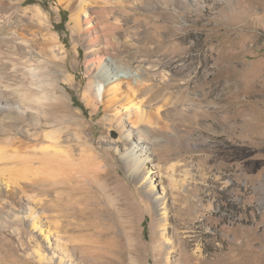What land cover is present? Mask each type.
<instances>
[{"label": "rangeland", "instance_id": "obj_1", "mask_svg": "<svg viewBox=\"0 0 264 264\" xmlns=\"http://www.w3.org/2000/svg\"><path fill=\"white\" fill-rule=\"evenodd\" d=\"M94 1L85 2L102 43L112 45L106 57L136 74L135 84L148 81L147 108L152 117L159 108L160 130L143 143L128 120L122 130L113 112L94 110L83 96L87 49L82 39L75 50L69 9L59 0H24L22 9L39 5L50 14L75 80L66 85L68 100L32 116L37 124L13 122L11 134L0 135V264H59L60 250L50 246L53 205L64 239L80 237L89 220L72 207L89 206L95 192L110 217L136 222L142 251L124 264H142L158 242L163 264H264V0H114L104 14ZM24 12L37 28L39 18ZM166 164L183 178L179 188L161 178ZM149 185L155 214L140 200ZM73 186L82 198L57 196ZM101 216V226L120 231Z\"/></svg>", "mask_w": 264, "mask_h": 264}, {"label": "bare ground", "instance_id": "obj_2", "mask_svg": "<svg viewBox=\"0 0 264 264\" xmlns=\"http://www.w3.org/2000/svg\"><path fill=\"white\" fill-rule=\"evenodd\" d=\"M59 1L70 11L68 27L71 30V35L73 34L75 50L79 53L78 48L82 39L87 49L86 72L91 77L83 91L87 103L94 110L103 106L106 111L113 112L114 119L122 130L124 129V121L128 120L139 134L134 139L143 140V143H151V133L160 130L159 114L161 112L159 108L155 109L157 115L152 117L151 112L154 109L150 111L147 108L146 95L150 86L148 81L141 79L135 84L133 77H136V74L131 75L126 72L123 74L124 71L121 66L106 57V51L112 45L108 40L102 43V27L94 22V16L89 13V5L85 2L86 0ZM114 2V0L94 1L97 5V12L102 14L107 12L108 6H114ZM23 4L24 0H0V135L4 136L11 134L13 122L26 121L29 128L32 124H37V120L33 121V115L42 116L47 105L55 101L68 100L69 94L66 85H71L75 80L74 73L67 66L69 56L67 45L62 41L61 36L54 31L55 25L50 14L43 11L39 5L22 9ZM22 10H30L39 18L37 28L34 29V26L27 22L26 13H22ZM35 16L34 18H36ZM125 86L126 89H124ZM120 94L122 95L119 96ZM168 112V108H166L165 113L168 114ZM28 128L26 129L27 132H29ZM16 132L23 134L20 130H16ZM131 133L132 131L123 132L122 136L126 140H130ZM4 151L5 148L0 146V159L5 157ZM130 153V155H134L135 150H131ZM54 154H61V152L55 150ZM26 163L22 166L23 171L29 167V163ZM3 170L4 168L0 169V171ZM160 173L166 187L173 189L184 183L183 178L178 179L174 164L167 165ZM140 176L141 180L147 179L146 173H142ZM151 189L152 186L149 185L147 192L141 195L140 200L151 214H155L156 210L149 195ZM80 191L76 186H73L72 189L65 192L63 190L62 192L58 191L57 196L64 194L63 196L67 197L65 199L72 202L71 199L75 197V194L83 197L84 194ZM99 200L100 193L95 192L89 206H82V208L79 202L75 207H72L78 216L89 220H86V223L84 221L85 224H83L84 229L86 227L89 233H84L80 237L72 236V238L70 234L68 240L61 235L60 214L56 213L60 210L58 203L53 205V210L56 211L52 216L55 242L50 246L56 250L57 247L59 248L58 251L60 250L61 253V256L58 257L59 264H65V262L72 264L73 255H77L84 264H124L133 253L142 251L136 222L129 217H110L112 216L111 212L102 207L103 204L100 205ZM133 202H131V206L136 208L141 215V210ZM163 209L165 214V206ZM101 215H107L110 220L118 225L120 231H117L113 226L109 228L101 226L97 220ZM68 241L71 245H68ZM142 247L144 246L142 245ZM154 248L151 256L143 253L142 259L140 258L143 261L142 264H163V245L158 242ZM68 250H71L72 253ZM39 256L43 260L53 258L47 259L43 252H39ZM183 260L181 264H198L188 258ZM199 264L212 263L203 261Z\"/></svg>", "mask_w": 264, "mask_h": 264}]
</instances>
